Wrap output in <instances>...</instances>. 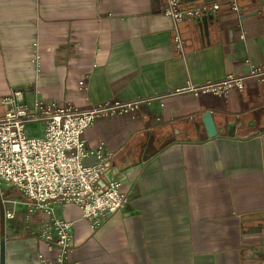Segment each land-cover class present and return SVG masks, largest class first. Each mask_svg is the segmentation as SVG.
Returning a JSON list of instances; mask_svg holds the SVG:
<instances>
[{"label":"crops","instance_id":"1","mask_svg":"<svg viewBox=\"0 0 264 264\" xmlns=\"http://www.w3.org/2000/svg\"><path fill=\"white\" fill-rule=\"evenodd\" d=\"M163 2L0 0V118L14 91L82 109L139 102L83 132L88 150L111 151L107 169L131 196L97 228L75 204L54 205L73 223L67 264H264V80L225 97L190 90L264 68V0H237L239 14L216 0L204 26L179 22L182 56ZM28 209L0 182V264L49 256L50 217Z\"/></svg>","mask_w":264,"mask_h":264},{"label":"built area","instance_id":"2","mask_svg":"<svg viewBox=\"0 0 264 264\" xmlns=\"http://www.w3.org/2000/svg\"><path fill=\"white\" fill-rule=\"evenodd\" d=\"M225 1L232 12L240 13L237 0ZM163 4L162 13L172 21L173 43L179 56L183 55L185 41L177 24L212 15L219 9L216 2L188 9L180 8L181 0H164ZM251 78L264 80V68L255 67L241 77L228 75L221 82L190 90L225 97L233 89L241 91L244 81ZM3 103L10 107L0 118V182L25 199L29 212L42 211L50 217V224L40 234L49 256L40 253L38 264H67L73 223L53 217L54 205L75 204L81 217L97 228L109 215L123 209L131 196V190H124L114 178L101 185L112 153L104 151L102 145L88 150L83 132L95 118L135 111L139 102H107L82 109L69 103L45 104L40 98L27 104L22 102L21 92L14 91ZM32 125H42L41 133L29 136L26 129ZM90 157L92 161L86 163ZM7 216L12 218L13 212Z\"/></svg>","mask_w":264,"mask_h":264},{"label":"water","instance_id":"3","mask_svg":"<svg viewBox=\"0 0 264 264\" xmlns=\"http://www.w3.org/2000/svg\"><path fill=\"white\" fill-rule=\"evenodd\" d=\"M204 1L205 2H215L216 0H204ZM163 7H164V4L162 8ZM211 19H212V15L208 13L207 15H203L202 17L197 18V21L199 22V25L202 27V25L204 26L206 24L207 20H211ZM115 174H116L115 169H107V166H106L104 177L108 182H111L113 180V176ZM101 185H104V184H101Z\"/></svg>","mask_w":264,"mask_h":264},{"label":"rangeland","instance_id":"4","mask_svg":"<svg viewBox=\"0 0 264 264\" xmlns=\"http://www.w3.org/2000/svg\"><path fill=\"white\" fill-rule=\"evenodd\" d=\"M4 109H5V107H4ZM26 131H27L29 136L36 134V131L31 126H28Z\"/></svg>","mask_w":264,"mask_h":264}]
</instances>
